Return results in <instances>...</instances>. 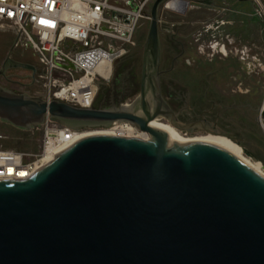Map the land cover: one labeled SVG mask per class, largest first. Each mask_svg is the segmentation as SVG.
Instances as JSON below:
<instances>
[{"label":"water","instance_id":"1","mask_svg":"<svg viewBox=\"0 0 264 264\" xmlns=\"http://www.w3.org/2000/svg\"><path fill=\"white\" fill-rule=\"evenodd\" d=\"M172 2L184 12L189 0L151 4L130 104L79 107L0 85V118L21 130L48 116L73 130L126 122L148 133L81 138L27 178L0 177V264H264V176L220 145L179 142L150 124L165 117L178 131L193 128L161 91L159 15ZM11 50L0 75L34 70Z\"/></svg>","mask_w":264,"mask_h":264},{"label":"rangeland","instance_id":"2","mask_svg":"<svg viewBox=\"0 0 264 264\" xmlns=\"http://www.w3.org/2000/svg\"><path fill=\"white\" fill-rule=\"evenodd\" d=\"M110 1L125 7L131 2ZM152 2L153 0H150L144 7L145 14L138 19L133 33L135 45L131 46L124 56L138 59L139 73L142 45L149 25L146 16L150 13ZM159 19L163 68H170L174 52L183 51V57L174 63V69L169 74L175 78L170 85L176 91L183 92L186 84L191 85L194 82V77H203L210 71H220L215 78L218 91L223 90L222 93L237 99L244 106L238 108L233 120L223 123L215 131L233 136L238 141L239 148L253 153L261 163V171L264 173V0H189L184 12L162 7ZM172 32H175L174 36L181 43L170 46L169 42L168 56L166 42L168 34ZM17 35L18 32L12 24L0 20V65ZM18 40L15 48L26 50L29 61L39 69L37 72L22 67L8 69L5 72L6 78L1 79L0 85L18 93L37 96L42 91L45 69L33 47L20 35ZM18 54L17 52L15 55L16 59ZM121 59L113 64V72ZM107 83L101 84L100 87H106ZM138 94L137 89L127 97V102L134 101ZM107 128L109 127H90L82 128L81 131ZM10 129V124L2 122L0 143L3 147L32 151L41 148L42 130L37 131L35 138H28L30 131L25 137L14 131L13 139L9 137L11 133L7 134ZM180 134L184 138L193 139L212 133L196 129ZM232 143L236 146V142ZM243 149H239L243 157L257 163Z\"/></svg>","mask_w":264,"mask_h":264},{"label":"built area","instance_id":"3","mask_svg":"<svg viewBox=\"0 0 264 264\" xmlns=\"http://www.w3.org/2000/svg\"><path fill=\"white\" fill-rule=\"evenodd\" d=\"M130 1L131 6L125 7L110 0H0V20L16 28L45 69L37 96L79 107L94 104L100 85L112 77L113 64L135 45L134 30L150 0ZM146 17L150 20V13ZM128 126L137 130L126 122H115L109 129L127 136ZM38 130H42V144L37 151L0 143V177L31 176L47 163L49 153L69 147L83 133L48 116Z\"/></svg>","mask_w":264,"mask_h":264},{"label":"flooded vegetation","instance_id":"4","mask_svg":"<svg viewBox=\"0 0 264 264\" xmlns=\"http://www.w3.org/2000/svg\"><path fill=\"white\" fill-rule=\"evenodd\" d=\"M178 29V28H177ZM175 35V32L168 34L167 36V55L169 56V42L171 45H177L181 43ZM11 45L6 56L11 50L10 56L24 63L33 65L34 71L37 72L39 67L31 63L28 59V52L26 50H20L15 48L18 45ZM171 49V47H170ZM18 58H15L16 53ZM125 56V55H124ZM121 57V61L116 66L111 79L108 81L107 86L99 87L95 103L96 108H116L120 105L130 104L127 102V97L139 90L140 73L138 72V59L130 57ZM163 50L161 48L160 69L162 71L161 91L162 95L167 101L168 105L177 115L178 120L183 124H193L191 130L179 131L187 132L195 129L209 130L214 129L233 120L234 114L237 112L240 104L237 99L232 98L222 91H218L215 78L221 73L220 71H210L203 77L200 75L194 77V82L191 85H185L182 91H176L170 84H173L174 77L169 74L174 69V63L179 61L183 57V51L177 52L171 57L170 68H163ZM3 59V61H4ZM5 75H0L1 79H5ZM132 102V101H130ZM156 120L163 121L164 124H169V121L165 117H160ZM161 122V123H163ZM171 126V125H170ZM19 133L20 136L25 137L29 131L15 128L11 125L9 133Z\"/></svg>","mask_w":264,"mask_h":264},{"label":"bare ground","instance_id":"5","mask_svg":"<svg viewBox=\"0 0 264 264\" xmlns=\"http://www.w3.org/2000/svg\"><path fill=\"white\" fill-rule=\"evenodd\" d=\"M167 6L169 7V9H178L180 8V3L177 2H172V3H168ZM150 124L153 125H158V126H162L164 127L166 130H168L172 136L179 142H185V141H191V140H201V141H208V142H212L215 143L217 145H220L224 148H226L227 150L231 151L232 153H234L235 155H237L239 158H241L245 163H247L250 167H252L255 171H257L258 173H260L261 175L264 176V173L261 171L260 162H251L248 159L244 158L243 155L239 152V149L230 141L228 140L226 136H222V135H213V134H207L203 137H196L193 139H188V138H184L180 132L175 129L174 127L168 125V124H164V123H159L157 122L156 119H154L153 121L150 122ZM264 126V125H263ZM98 134H114L112 129H104V130H98V131H83V133L80 135V138H85V137H89V136H93V135H98ZM127 136H134V137H139L142 139H147L148 138V133L145 131H138L135 130L132 127L127 128V132H126ZM63 149H56L54 151H52L51 153H49L46 157V161L49 162L50 160L53 159V156L58 153L59 151H61ZM242 152V151H241ZM262 166V165H261ZM22 175H26V172H22Z\"/></svg>","mask_w":264,"mask_h":264},{"label":"trees","instance_id":"6","mask_svg":"<svg viewBox=\"0 0 264 264\" xmlns=\"http://www.w3.org/2000/svg\"><path fill=\"white\" fill-rule=\"evenodd\" d=\"M94 103H95V102H94ZM30 132H31V131H30ZM7 134H9V131H8ZM36 135H37V131H36V132H31V134L28 135V138H35ZM9 137H10V138H13V139L15 138L13 134H9ZM4 147H5V146H4Z\"/></svg>","mask_w":264,"mask_h":264},{"label":"crops","instance_id":"7","mask_svg":"<svg viewBox=\"0 0 264 264\" xmlns=\"http://www.w3.org/2000/svg\"><path fill=\"white\" fill-rule=\"evenodd\" d=\"M129 1H130V0H129ZM239 1H241V0H239ZM129 6H131V2H130V4H129ZM15 40H16V38L13 40V43H12V44H14ZM16 44H17V43H16Z\"/></svg>","mask_w":264,"mask_h":264}]
</instances>
